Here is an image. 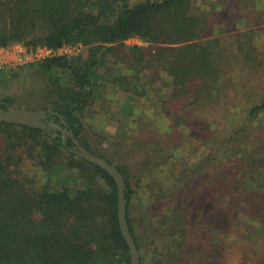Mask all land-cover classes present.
Listing matches in <instances>:
<instances>
[{
  "label": "trees",
  "instance_id": "trees-1",
  "mask_svg": "<svg viewBox=\"0 0 264 264\" xmlns=\"http://www.w3.org/2000/svg\"><path fill=\"white\" fill-rule=\"evenodd\" d=\"M200 2L203 0H140L133 4L130 0H0V45L21 42L35 50L81 44L87 50L48 56L34 63L36 67L32 65L47 77L34 109L57 112L49 117V129L0 121V264H132L119 220L117 182L102 166L76 154L72 150L77 148L76 141L123 173L127 219L142 264L144 249L151 245L154 264H186V205H196V193L186 199V193L159 196L157 181L143 183L144 174H136L147 194L138 198L140 212L133 216L130 208L135 192L130 174L104 150L94 149L83 113L92 102L99 70L108 56L126 67L116 78L129 93L125 115L133 114V100L145 93L142 72H147L151 85L161 76H171L172 98L191 95L193 102L200 103L205 92L220 91L216 81L227 70L217 59L216 49L204 43L213 34L217 21L212 17L217 11ZM132 37L151 46L128 45L126 41ZM250 55V51L243 52L244 57ZM24 71L28 72L20 67L13 75L19 77ZM11 104V99H5L0 108ZM164 111L174 115L171 109ZM260 111H264V96L252 106L249 116ZM257 151L262 153L264 148L257 147ZM250 159L244 168L250 166L255 172L264 168V154ZM258 194L264 201V195ZM157 197H163L159 201L164 210L155 223L152 211ZM224 200L225 208L206 226L217 244L214 253L221 247L227 251L238 242L252 248L254 264H264V250L262 254L258 250L259 243L264 247V231L260 229L254 237L240 229L235 205L231 198ZM166 238L171 245L161 251Z\"/></svg>",
  "mask_w": 264,
  "mask_h": 264
},
{
  "label": "rangeland",
  "instance_id": "rangeland-1",
  "mask_svg": "<svg viewBox=\"0 0 264 264\" xmlns=\"http://www.w3.org/2000/svg\"><path fill=\"white\" fill-rule=\"evenodd\" d=\"M199 4L217 11L212 17L217 21L213 34L204 43L216 49L217 59L227 70L216 81L220 91L205 92L200 103L193 102L191 95L172 98L171 76H161L151 85L147 72H142L141 87L145 93L133 100V114L125 115L123 107L129 93L116 80L126 67L108 56L99 70L101 77L83 120L94 149L104 150L108 158L128 170L135 192L130 208L133 216L140 212L138 198L147 194L144 184L139 186L136 174H144L143 183L148 179L157 181L159 196L186 193V199L196 193V205H186V264H254L252 248L241 247L238 242L227 251L221 247L215 254L213 248L217 244L206 226L225 208L224 199L231 198L240 229L254 237L260 229L264 231V201L258 194L264 195V168L259 172L250 166L244 168L245 162L252 161L250 158L264 154L257 151V147L264 148V111L249 116L252 106L264 96V0H203ZM196 5L199 6L197 2ZM126 43L151 46L139 37L129 38ZM244 51H250V57H244ZM81 52H87L86 48L75 44L67 54ZM41 60L0 70V103L5 99L12 103L3 109H34L47 80L32 67ZM23 66L28 72L19 77L13 75ZM165 108L174 115L168 116ZM159 198L163 197L153 202L155 223L164 210ZM170 245L166 238L160 250L166 251ZM258 246L262 254L264 247L261 243ZM148 249H144V263L154 264V246ZM161 259L157 257L159 263Z\"/></svg>",
  "mask_w": 264,
  "mask_h": 264
},
{
  "label": "water",
  "instance_id": "water-1",
  "mask_svg": "<svg viewBox=\"0 0 264 264\" xmlns=\"http://www.w3.org/2000/svg\"><path fill=\"white\" fill-rule=\"evenodd\" d=\"M54 113L57 112L52 109L37 110L32 108H2L0 109V121L19 123L46 130L52 126L49 117ZM76 144L77 148L72 149L76 154L102 166L115 178L119 191V220L121 229L130 248L132 264H142L140 251L132 235L127 219V199L125 193L126 180L123 173L114 164L91 152L79 141H76Z\"/></svg>",
  "mask_w": 264,
  "mask_h": 264
},
{
  "label": "built area",
  "instance_id": "built-area-1",
  "mask_svg": "<svg viewBox=\"0 0 264 264\" xmlns=\"http://www.w3.org/2000/svg\"><path fill=\"white\" fill-rule=\"evenodd\" d=\"M68 48H72V45H65L58 49L43 46L35 50L28 49L21 42L0 45V70L8 67L25 65L48 56L64 54V51L67 53Z\"/></svg>",
  "mask_w": 264,
  "mask_h": 264
}]
</instances>
